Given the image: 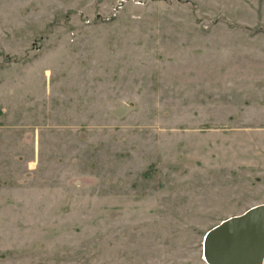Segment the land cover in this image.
Masks as SVG:
<instances>
[{"label":"rangeland","instance_id":"obj_1","mask_svg":"<svg viewBox=\"0 0 264 264\" xmlns=\"http://www.w3.org/2000/svg\"><path fill=\"white\" fill-rule=\"evenodd\" d=\"M259 205L264 0H0V264H208Z\"/></svg>","mask_w":264,"mask_h":264},{"label":"water","instance_id":"obj_2","mask_svg":"<svg viewBox=\"0 0 264 264\" xmlns=\"http://www.w3.org/2000/svg\"><path fill=\"white\" fill-rule=\"evenodd\" d=\"M204 257L208 264H263L264 205L253 207L209 231Z\"/></svg>","mask_w":264,"mask_h":264},{"label":"crops","instance_id":"obj_3","mask_svg":"<svg viewBox=\"0 0 264 264\" xmlns=\"http://www.w3.org/2000/svg\"><path fill=\"white\" fill-rule=\"evenodd\" d=\"M238 163H245V164H248L249 165V162H247V160H245V159H243V160H241L240 162H238Z\"/></svg>","mask_w":264,"mask_h":264}]
</instances>
